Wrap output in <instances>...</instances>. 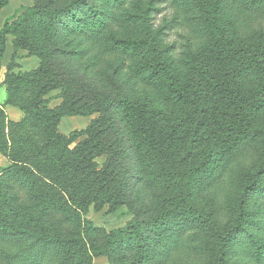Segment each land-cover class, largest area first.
Wrapping results in <instances>:
<instances>
[{
	"label": "rangeland",
	"instance_id": "obj_1",
	"mask_svg": "<svg viewBox=\"0 0 264 264\" xmlns=\"http://www.w3.org/2000/svg\"><path fill=\"white\" fill-rule=\"evenodd\" d=\"M46 1L65 10L56 15L57 32L48 35L46 47L28 40L33 50L42 53L40 75L17 79L0 69V235L7 232L8 238L0 237V242L17 232L51 244L57 240L56 244L71 249L77 264H212L217 234L224 235L237 214L236 183L249 181L264 160V93L253 59L264 43V9L253 10L243 1L219 0L218 15L236 37L235 47L215 55L209 43L204 62L217 79L213 85L218 90L199 73L185 77L182 70L181 83L189 80L191 87L188 100H181L163 94L157 78L146 83L134 71L148 58L146 50L121 52L109 50L105 39L92 41L90 26L98 18L106 23V31L141 36L139 27L114 16L113 0H85L73 7H69L72 0H27L14 16ZM168 2L174 5L173 0ZM179 2L183 3V34L188 36L197 28V35L205 36L202 27L212 14V4L208 6V0ZM30 26L27 22V34ZM168 36L177 40L178 47L183 42L178 33ZM176 52L181 53L179 48ZM37 91L46 93L41 98L47 103L36 106L37 114L35 106L23 113L17 105H28ZM125 101L141 108L140 116L156 124L157 140L166 139L168 157L159 153L162 149L144 147L129 118L133 107L127 109ZM59 105L66 112L87 114L84 117L93 122L91 132L64 139L50 137L49 132H59V128L56 116L44 115L43 106L52 110ZM8 107L19 114L8 113ZM233 119L246 122L249 144L230 159L223 156L228 133L224 122ZM180 159L182 171L176 168ZM179 171L183 188L176 181ZM17 181L22 186L15 185ZM24 186L48 192L46 208L35 218L24 203ZM248 208V221L228 239L227 264H254L247 239L251 234L264 237V196H251ZM77 213L81 224L91 222L98 232L83 233L82 239L73 220ZM129 224L137 227L131 249L123 243L97 256L103 231ZM163 229L171 237L172 245L166 249L164 243L170 239L160 240ZM51 257H42L38 264L59 262Z\"/></svg>",
	"mask_w": 264,
	"mask_h": 264
},
{
	"label": "trees",
	"instance_id": "obj_2",
	"mask_svg": "<svg viewBox=\"0 0 264 264\" xmlns=\"http://www.w3.org/2000/svg\"><path fill=\"white\" fill-rule=\"evenodd\" d=\"M242 1L253 10L264 9V0H233L235 3ZM84 2L85 0H72L69 7ZM208 2V6L212 4L213 9L212 14L206 18V23H204L202 27L205 29V36L197 35V28H194L188 36L183 34V3H180L179 0H173L174 5H170L168 0H113L110 8L115 9L114 16H121L123 19H126V21L132 22L136 27H139L141 29V36L133 37L129 35L124 37L116 35L110 30L106 31V23L98 18L97 23L90 26V28H92L91 38L93 42H102V40L105 39L107 43H109L107 47L109 50L117 49L121 52L129 53L146 50L148 58L138 64L134 70L137 72L138 76H142L141 81L147 83L148 80L157 78L159 85L162 87L161 90L163 94L175 96L177 99L181 100H183V98L188 100L191 83L189 80H185V82L183 81L185 84L181 83L183 79L182 72L186 71L185 77L188 73H199L203 79L211 83L210 86L218 90L217 86L213 85L216 84L217 79L207 71V64L204 62V54L209 50V43L213 45L215 51H211H213L215 55L222 54L227 49L229 50L232 47H235L236 44V37L228 32L218 15L219 0H208ZM8 3L9 0H0V9ZM64 10L65 8H54L51 2L46 1L43 4H35L27 8L25 13L20 16L17 15L15 17L13 15L4 21L0 30V58L4 51L5 36L10 34L14 37L13 44L15 49L27 50V55H34L40 60L37 69L23 74L8 73L11 78L21 79L20 77L24 75L27 79V76L36 77L40 75L39 73L42 71V53L39 50H33L31 48L32 45H29L28 40L31 39L33 43L46 47L45 40H49L48 35H54L55 32H57L55 27L56 15ZM160 13L163 14V16L160 19H157L156 17ZM27 22H30L32 25L29 27L32 31H30L29 34H27ZM172 32L178 33L183 39V42L179 44V47L177 46V40H170V36H168L169 33ZM27 35L29 36L28 39L25 38ZM178 48L181 53L176 52ZM40 50L43 52L46 51V48ZM200 57L203 58V61H200ZM253 59H255L258 64L259 75L261 76L260 82L264 93V43H262L254 53ZM121 65H124V62H122ZM214 89L212 93L216 92ZM45 94L46 93L43 91H37V96L31 99V102L29 104L27 103L28 105H15H17L23 113H25L29 107L35 106L36 109L34 114H37L39 108L36 106L47 103V99L45 100L44 98H41ZM9 102L12 103V101ZM261 102H264V95L262 96ZM130 106L133 107V104L125 101V107L129 109ZM43 109L45 110L44 115L47 117L48 115L51 116L52 113L56 116V126L59 119L63 116L87 115L84 113L63 111L61 110V105L54 107L52 110L43 106ZM140 112L142 113V110L138 106L131 108V111H129V118L132 119L137 132H139V140L142 141L144 147L150 151H155V149L159 148V150H163V152L159 151V153H163L164 156L168 157V151L164 153L166 139L161 138L157 140L156 124H154L149 118H142ZM224 123L228 129V133L223 156L230 157L231 159L235 157L236 153H238L241 148L244 149L248 146L249 142L246 138V130H248V128L246 122H243L242 120L233 119L232 122L225 121ZM92 127L93 122L89 123L85 129L73 131L68 137L88 134L91 132L90 130ZM49 136L61 139L67 138V136L57 132V130L55 132L53 129L49 132ZM170 148L169 143L168 149ZM2 154L5 157L11 158L6 152H2ZM182 160L183 159L179 160L178 166L176 167L181 171L183 170ZM164 162L166 163V161ZM211 169L212 168H210V170ZM181 171H179L176 181L179 182L183 188V174H181ZM164 179L165 178L163 177V181ZM20 183V181H17V183L15 182V185L19 184L22 186ZM236 185L238 186V189L236 190L237 195H234L233 202L235 203L234 209L237 214L234 223L226 228V231L224 232L225 234L221 235L220 232L217 234L218 242L215 243V252L212 253L211 256L212 264H227L228 239L236 232H239L242 229L243 224L248 221L249 214L251 213L248 208V203L251 196L253 197L257 194L264 196V160L255 167L249 181H246L243 184H240L239 182L238 184L236 183ZM202 186L199 188L201 191ZM214 189H216V187ZM47 193L48 192H45L44 190H39L38 192L31 191L24 186V194L26 196L24 203L31 208L30 215H32V217L35 218V215H39L41 211L46 208ZM42 195H45L43 200L40 199V196ZM178 203L183 207L182 199H179ZM182 213L183 209L179 212V215H182ZM73 220L75 221V226L80 231L82 239L84 237V235H82L83 233L85 234L91 230L98 232V230L91 225V222L85 220L81 224V216L79 213L74 216ZM81 226L82 230H80ZM135 228H137L136 225L129 224L125 228L112 230L110 232L103 231L104 240L99 246L97 256H102L105 254L106 250H114L123 243H128L126 249L130 250L134 244L133 240L137 236ZM168 231L169 230L166 229L162 230V236L159 237L162 242L171 238H169ZM54 232L57 235L55 230ZM6 235L7 232H4L1 233L0 237L8 239ZM177 240L178 239H176V241ZM247 240L250 243L251 248L254 250L251 249L252 253H250L253 256L252 259L254 264H264V237L251 234ZM170 241L171 239L168 243H164L165 249L166 247H171L172 244H170ZM56 243H58L57 240L51 244L50 241L44 239L41 240L39 237L36 238L30 233L17 232L13 238L7 240L5 243L0 242V264H38L42 257H48L49 255H52L50 260L53 259V261L56 258H59V262L55 264H77V261L72 260L73 252L71 249L65 248L62 244L59 245ZM139 248L141 249L142 246Z\"/></svg>",
	"mask_w": 264,
	"mask_h": 264
},
{
	"label": "crops",
	"instance_id": "obj_3",
	"mask_svg": "<svg viewBox=\"0 0 264 264\" xmlns=\"http://www.w3.org/2000/svg\"><path fill=\"white\" fill-rule=\"evenodd\" d=\"M26 2L27 0H9V3L0 9V30L4 21L7 18L12 17L21 6L25 5ZM13 39L14 37L10 34L5 36L4 51L0 58V69H4L12 74H23L37 69L40 63L39 58L34 55H27L23 49H15ZM1 93L3 94L2 87H0V95ZM6 110L8 113L13 111L14 115L19 114L16 109L15 111L12 110V107H8ZM88 124V117L65 116L61 117L58 121V131L59 133L68 136L75 130L85 129Z\"/></svg>",
	"mask_w": 264,
	"mask_h": 264
}]
</instances>
